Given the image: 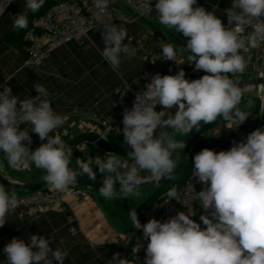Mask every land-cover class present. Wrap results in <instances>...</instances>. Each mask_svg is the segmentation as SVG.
<instances>
[{"label":"clouds","instance_id":"clouds-1","mask_svg":"<svg viewBox=\"0 0 264 264\" xmlns=\"http://www.w3.org/2000/svg\"><path fill=\"white\" fill-rule=\"evenodd\" d=\"M92 2L104 45L100 55L113 70H119L122 56L131 52L124 43L127 29L109 21L111 0ZM44 3L25 0L26 11L13 16V26L27 28V13L38 12ZM196 5L197 0H157L155 11L161 25L188 38L184 47L188 64L206 74L191 81L182 68L175 75H152L144 90L135 94L131 109L123 112V143L130 149L127 158L109 152L91 162L76 160L80 174L90 180H96L97 171L103 174L100 195L106 200L118 192L121 198L137 194L146 179L159 185L162 179L173 178L176 161L172 153L183 149L185 142L172 138L167 129L189 134L201 122L211 124L218 117L234 129L249 116L239 106L243 94L230 75L246 70L241 50L264 41V0H232V7L225 10L227 27L214 11ZM161 49L164 60L181 63L171 43H162ZM33 87L37 95L21 100L10 87L2 86L0 152L13 169L30 163L46 173L43 179L52 190L65 191L78 175L69 167L72 149L65 147L57 133L65 121L53 110L47 88L39 82ZM157 105L164 110L156 111ZM174 106L177 111L172 115L168 110ZM22 124H29L42 142L34 151L27 146L32 143L29 128L21 130ZM194 168L196 180L206 185L198 193L200 205L208 213L199 217L206 227L202 229L185 212L164 222L152 218L141 225L136 211H129L132 226L142 228L148 241L144 264H264V131L254 130L246 142L227 151L204 148L194 156ZM117 182L119 190L114 187ZM167 196L175 199L177 189L172 187ZM16 207V195L0 186V227ZM51 244V238L38 234H31L27 242L14 237L2 250L5 264H64L68 251L53 249ZM141 247L140 243L137 250ZM109 264L133 262L114 253Z\"/></svg>","mask_w":264,"mask_h":264},{"label":"crops","instance_id":"crops-1","mask_svg":"<svg viewBox=\"0 0 264 264\" xmlns=\"http://www.w3.org/2000/svg\"><path fill=\"white\" fill-rule=\"evenodd\" d=\"M50 1L58 0H45ZM196 6L214 11L224 25L228 24L225 10L232 7V0H197ZM108 10L121 12L125 16L124 21H110L127 29L128 35L124 43L131 49L129 55L122 56L119 70H113L100 55L104 47L101 28L92 31L86 37L53 48L39 65H28L24 51L6 43V36L18 30L13 26V16L26 11L25 0H11L10 5L0 14V91L3 90L2 86L7 85L12 89V94L22 100L37 95L33 87L35 83L43 84L50 93L53 110L65 121L64 125L57 129V133L66 148L69 147L67 142L74 134L83 131L96 132L103 123H114L123 114L126 100L114 92L117 86L128 83L133 87L145 88L150 82L141 77L145 71L155 70L164 76L168 75L174 66L189 71L194 65L188 64V53L184 51L188 38L161 25L155 9L135 18L128 9L116 0H111ZM162 43H171L175 47L180 64L161 57ZM230 78L234 81H244L255 76L252 66L247 64L243 73L230 75ZM253 87L255 86L242 89V93L250 94L254 90ZM239 106L242 111L249 114L245 122L234 129H229L226 127L227 122L221 118L214 122L215 125L210 130L194 141L203 138L237 141L242 138L254 127L256 114L253 99L248 103L241 101ZM155 110L159 112L164 109L157 105ZM168 111L174 115L177 107L174 106ZM20 127L21 130L29 128L32 143L28 147L34 151L42 143L38 134L30 131L29 124H22ZM160 131L158 128L155 135L158 136ZM167 133L181 143L186 135L174 133L172 129H167ZM70 148L73 154L69 167L77 172H80L76 165L77 159L91 162L96 156L105 158V153L93 145L82 144L80 148ZM204 148L216 152L224 150L206 145L201 147L198 153ZM181 149L178 148L172 153L173 159L179 155ZM92 166L95 171L96 166L94 164ZM0 174L9 180L38 182L46 173L30 163L13 169L9 166L4 153L0 152ZM96 178L103 180V174L97 171ZM0 186L10 194L20 193L2 184ZM70 186L85 190L84 186L75 181ZM146 188H150L149 191ZM154 188L139 187L136 189L137 194L128 198H121L118 192L116 197L107 200L100 195V190L86 188L85 195L63 194L60 211L31 216L20 215L21 209L15 208L8 216L7 222L0 227V264H5L6 257L2 250L12 238L27 242L31 234L51 238L53 249L59 247L67 250L69 254L64 264H109L114 253H119L121 258L129 259L125 237L134 231L129 211L135 210ZM199 207L198 199L190 205L191 218L197 223L200 217ZM69 216L77 218L71 225L67 221ZM70 227H74L73 232H70Z\"/></svg>","mask_w":264,"mask_h":264},{"label":"built area","instance_id":"built-area-1","mask_svg":"<svg viewBox=\"0 0 264 264\" xmlns=\"http://www.w3.org/2000/svg\"><path fill=\"white\" fill-rule=\"evenodd\" d=\"M120 5L128 9L135 18L144 16L155 9L157 0H116ZM11 3V0H0V14ZM96 9L92 0H58L47 11L38 17H34L30 21V25L23 32L22 39L25 43L24 53L26 54L27 63L31 66L39 65L48 53L55 47L61 46L71 40L86 37L92 31H98L101 26L96 22L94 14ZM109 21H124L125 16L118 11L108 10ZM226 27L228 26L225 25ZM247 31H251L248 29ZM246 64L252 66L255 78L264 77V41H258L256 47H249L241 50L240 53ZM175 63L172 60H168ZM180 69L174 66L168 75H175ZM188 80L201 78L204 74L202 70H194V65L189 71H184ZM157 71H145L142 78L151 80V76ZM262 88V86H258ZM144 88L133 87L128 83H123L114 89V92L121 98L126 100L124 110L131 109L137 92H142ZM263 106V104H262ZM123 114L114 123H103L98 131L99 136L107 139L111 134H122ZM256 129L264 131V123L260 119L256 120L252 127L242 138L234 144L246 142L247 136ZM28 146V145H27ZM232 147V146H231ZM226 148L223 151L230 150ZM206 185L198 182L195 178L194 158L189 165V170L181 184L176 188L177 196L170 200L167 192L160 200L149 203L138 211L141 225L146 224L150 219L155 218L164 222L174 217L178 212L190 214V205L199 199L198 193L203 190ZM85 190H87L85 188ZM85 190H79L69 186L65 191L52 190L50 185L45 189H40L31 193L15 194L17 198V207L21 209L20 215H34L37 213H46L49 211L61 210V198L65 193L73 196L85 195ZM208 214L200 205L199 215ZM76 217H67L68 224H72ZM201 228H205L199 219ZM70 232L74 231V227H70ZM125 243L128 246L129 260L133 264H144L145 249L148 241L143 237L142 228L134 235L129 233L125 237ZM142 244L140 250H137L139 244Z\"/></svg>","mask_w":264,"mask_h":264},{"label":"water","instance_id":"water-1","mask_svg":"<svg viewBox=\"0 0 264 264\" xmlns=\"http://www.w3.org/2000/svg\"><path fill=\"white\" fill-rule=\"evenodd\" d=\"M240 90L251 87V86H264V77L263 78H252L249 80H244V81H236ZM197 128L193 127V129L190 131L189 134H187L185 138V147L181 149L179 155L174 159L176 161V168L174 173L180 169L183 166V162L187 160L188 158L191 157L193 151L195 148L203 142L206 138L195 140V135H196ZM93 145L94 147L100 149L102 152L106 153H113V149L108 142L107 139H103L99 136V134L95 131H83L77 134H74L71 139L67 142V146L72 147V148H80V145ZM77 178L75 180L76 183L84 186L85 188L88 189H96L100 190V187L103 185V180L96 178L95 181H92L88 178L87 175L80 174L77 172ZM173 173V174H174ZM168 179H162L159 185L156 183L152 182L151 180L146 179L145 182L140 186V187H151L154 186V190L152 193H150L144 200L143 203L139 205V208H142L145 202H147L152 196L155 195V192L162 186L164 183L167 182ZM0 184L11 188L15 191H18L20 193H31L40 189H45L48 186V183L42 179L38 182H19L15 180H9L6 179L4 176L0 174ZM116 190H119L120 184L117 182L114 185ZM163 197L160 196L157 198V200H160Z\"/></svg>","mask_w":264,"mask_h":264},{"label":"trees","instance_id":"trees-1","mask_svg":"<svg viewBox=\"0 0 264 264\" xmlns=\"http://www.w3.org/2000/svg\"><path fill=\"white\" fill-rule=\"evenodd\" d=\"M56 1H50V2H45L43 7L36 13H32V12H28L27 16H28V26L30 25V21L32 18L34 17H38L40 15H42L45 11H47ZM27 26V27H28ZM26 28L24 29H18L17 31H13L10 34H8L6 36V43L10 44L14 47H16L19 50H23L24 51V41L22 39L23 36V32L25 31ZM242 92V89H241ZM243 94V93H242ZM252 100L251 96L248 95H242V102H250ZM215 125V123H211V124H204L203 122H201V124L199 125V127L197 128L196 131V135L195 138H197L198 136L206 133L208 130H210L213 126ZM108 142L110 143L114 154H117L118 156L122 157V158H127V154L128 151L130 150L128 148L127 145H125L123 143V135L122 134H111L108 136L107 138ZM236 141H224V140H216V139H210V138H206L203 142H201L193 151L192 155L190 158H188L187 160H185L183 162V166L178 169L174 174H173V178L172 179H168L166 183H164L162 186H160V188L155 192V195L152 196L147 202L144 203V206L148 205L151 202H154L157 200V198H159L160 196L164 195L167 191H169L172 187L177 188L181 182L183 181V179L185 178V176L188 173L189 170V165L191 163V161L193 160L194 156L198 153L199 149L203 146H210V147H220L222 149H226L229 148L231 146L234 145ZM80 173V172H79ZM176 174H179L176 176ZM141 175L144 177H148L149 173L147 172H141ZM143 201L140 203L142 204ZM139 204V205H140ZM139 206L135 209L138 219H139V215H138V211H139ZM140 221V219H139ZM137 229L134 228V231L132 232L134 235L137 233Z\"/></svg>","mask_w":264,"mask_h":264},{"label":"rangeland","instance_id":"rangeland-1","mask_svg":"<svg viewBox=\"0 0 264 264\" xmlns=\"http://www.w3.org/2000/svg\"><path fill=\"white\" fill-rule=\"evenodd\" d=\"M253 92L250 94L248 93V96H251L254 102V108H255V114H256V120L260 119L262 123H264V114H262V109H264V86L262 88H258V86L253 87ZM263 104V106H262ZM221 118H217L219 120ZM187 135V134H186ZM186 135L184 136V139L182 143H184V140L186 138ZM179 174H176V176ZM148 191L150 188H146Z\"/></svg>","mask_w":264,"mask_h":264}]
</instances>
